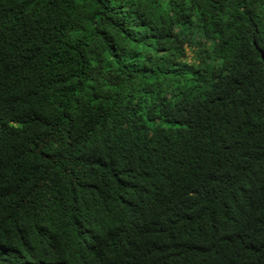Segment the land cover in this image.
Listing matches in <instances>:
<instances>
[{
  "label": "trees",
  "instance_id": "obj_1",
  "mask_svg": "<svg viewBox=\"0 0 264 264\" xmlns=\"http://www.w3.org/2000/svg\"><path fill=\"white\" fill-rule=\"evenodd\" d=\"M0 264H264V0H0Z\"/></svg>",
  "mask_w": 264,
  "mask_h": 264
}]
</instances>
